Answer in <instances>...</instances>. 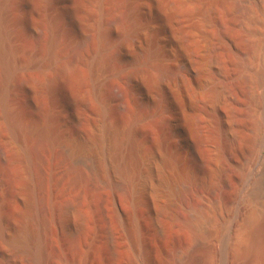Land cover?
I'll use <instances>...</instances> for the list:
<instances>
[{"label":"rangeland","instance_id":"obj_1","mask_svg":"<svg viewBox=\"0 0 264 264\" xmlns=\"http://www.w3.org/2000/svg\"><path fill=\"white\" fill-rule=\"evenodd\" d=\"M0 31V264H36L40 244L37 264H221V226L264 203V0H0ZM45 122L60 139L28 157L36 138L7 123ZM146 160L143 196L131 186L125 199L114 164L132 185ZM234 187L230 209L213 203ZM196 201L211 218L168 219ZM68 202L84 220L59 216ZM201 231L207 249L193 247Z\"/></svg>","mask_w":264,"mask_h":264},{"label":"bare ground","instance_id":"obj_2","mask_svg":"<svg viewBox=\"0 0 264 264\" xmlns=\"http://www.w3.org/2000/svg\"><path fill=\"white\" fill-rule=\"evenodd\" d=\"M243 6L244 5H242V8L240 6L241 10L244 13L248 14L247 13L248 12L247 9H249V8L246 9V8H243ZM115 21H117V20H115ZM0 33H1V31H0ZM94 38H95V36H94ZM177 40L181 41L179 36L177 37ZM9 49H10V47H9ZM2 53L3 54H9L10 51L8 49H6ZM10 55H11V53H10ZM6 56H9V55H6ZM8 62H9V60H8ZM8 68H9V66H8ZM197 70H198V68H197ZM9 74H10V72H9ZM164 76H165V74H164ZM163 79H165V78L163 77ZM127 101L118 102L117 108H119V109H121L123 111L124 110H127V111L131 110L132 111L134 108L139 107V105L141 104V99L140 98L133 99L132 101H129V102H127ZM2 107H3V110L1 109L2 110L1 113L8 120V118H10L11 114L6 110L4 102H3ZM212 111L214 113H218L216 108L214 110H212ZM7 127L9 128V130L11 132L13 130L16 131V129L19 128L21 130V132L24 133L27 137L36 138L34 145H32L31 147H28L25 150L26 151V155L28 157H31V158L32 157L33 158H38L41 148H45V147L52 148L53 145H55V143L60 139L59 138L60 136H59V133H58L57 129L54 128L49 122H47V123L45 122L44 125H40V126L39 125H24L23 123H21V124L16 126L15 124L7 123ZM106 128H107V126H106ZM106 128L103 127V130H101V132H103L107 136V134L109 132L111 133V130L107 133V129L108 128L107 129ZM134 130H133V128L128 129L127 130V134L128 135H132ZM107 137H109V136H107ZM155 137H157V136H154V141H155L154 147L156 148V150H158L160 152L161 160H162L161 163L163 165L165 159L167 161H169V160H168L167 155L162 153L161 141L158 138H155ZM132 142L133 141H130L131 149H132L130 151L134 150V147H133L134 145H133ZM109 147H112V145L109 146ZM4 159L6 160V158H4ZM7 159H9V158H7ZM136 160L138 161L137 158H136ZM6 161H9V160H6ZM147 162H148L147 160L144 162V164H145L144 167L146 168L147 174L144 175L143 179H141V181L139 183L130 185L129 183L131 182V171H129L127 165H124L123 163H121L119 161H116V163L114 164L113 168L120 176L123 177L125 183L120 181V180L119 181L118 180H113L112 183H111V186L113 188H115V189L122 190L124 192L123 194L125 195V199L129 197V191L131 190V186L135 190H137L140 195H142V193L144 192V189L147 186V181H148V177H149V176L147 177V175H149L148 173H150V166L148 165ZM111 168H112V166H111ZM258 175H259V182L264 185V161L260 162ZM181 177H182L181 175H177L178 179L181 178ZM72 179H73L74 182H77L80 179V175H78L76 173ZM43 180L44 179H42V181ZM235 190H236V188L234 187L230 191V193L228 194L227 197L221 196V197L213 198L212 199L213 203L215 205H217V206L227 207L228 209H230L232 204H233V202H234L233 196H234ZM41 200H42V198H41ZM56 209H57V212H58L59 216L62 217V218L65 217L68 213H73L74 215H77L80 218V220H84L85 219L84 214L80 211V209L74 203H69V202L68 203H63V204L59 205ZM207 210H206V207L204 208L203 204H200L199 202L196 201L194 203L192 202L191 205H189L188 215L187 216L182 217V215H180V213L176 212L175 210H172V211H170L168 213V219H171V220L182 219L183 220L182 222L184 223V225L187 228H192V226L196 225V223H198V221H200V220L201 221L202 220H208L209 218H211L209 216ZM241 216H242L241 219L237 223H235V224L228 223L226 225H222L221 226V235H220V239L218 240L219 241V250H220V255H221V260H220L221 264H264V203L260 207H254L253 206V207L247 209L244 212V214L241 215ZM49 223H50L49 219H45L44 220V224L49 225ZM83 224L84 223H82V226H83ZM162 224L160 223L159 227H160V229L164 230L165 226L162 225ZM82 226H81V229H83ZM33 228H34V226H33ZM105 229H106L107 236H109V237L112 236L111 235V231L112 230H110L108 228V226ZM233 229H234V233L232 232ZM26 232H27L26 238H28L29 240L34 241L36 243L37 239H38L37 230L35 228L34 229L30 228ZM199 233L200 234H199L198 239H193L194 242L193 243L191 242V243L194 245L193 247H197V248L201 247V248H203V246H206V249H207V247H209V245H210L209 244L210 234L208 232H204V231H201ZM163 234H164V231L159 232L157 235L161 236ZM22 236H25V234L23 233ZM70 236H71V234L70 235L67 234V237H70ZM138 239L139 238H138V234H137V229L131 228L130 231H129L130 243L132 245H137V244H139V240ZM34 242H31V243H34ZM25 243H27V242L25 241ZM35 246H36V244H35ZM44 247L41 244L38 245V247L37 246L35 247L37 249L35 250V252L32 253V258L33 259L31 258L33 261L35 260V262H37V263H40V261H42L43 251H44L43 248ZM188 247H190V246H188ZM28 249H26V252L28 251ZM190 252L193 253L192 251H190ZM195 252H196V250H195ZM27 254L29 255V251L27 252ZM193 254H196V253H193ZM193 256L194 255H189L183 261V263H180V264H196L197 260H195L196 258L194 259ZM208 257H210V255L207 253V255L204 258L208 259ZM203 262H205V264H207L206 261H203ZM197 263H198V261H197ZM202 264H204V263H202Z\"/></svg>","mask_w":264,"mask_h":264}]
</instances>
